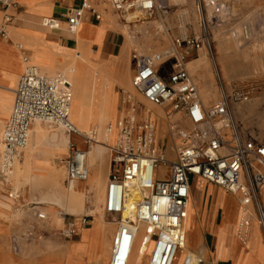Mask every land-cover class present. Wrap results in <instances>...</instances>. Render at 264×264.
Masks as SVG:
<instances>
[{
  "label": "built area",
  "instance_id": "1",
  "mask_svg": "<svg viewBox=\"0 0 264 264\" xmlns=\"http://www.w3.org/2000/svg\"><path fill=\"white\" fill-rule=\"evenodd\" d=\"M76 1L65 14L70 31L77 29L88 11H92L95 19L101 16L93 10L92 0ZM201 1L215 21L226 13L227 7L221 0ZM109 3L122 16L136 8L148 17L168 12L167 0H109ZM13 8H17L15 0H0L3 12L0 39L9 38L6 25L12 17L9 10ZM122 20L128 22L126 18ZM60 24L53 16L40 20V25L47 29H58ZM174 45L184 47L188 54L198 49L200 42L195 38H175ZM18 48L21 49V44ZM132 57L136 67L131 79L133 87L151 104L167 106L168 119L180 114L179 120L170 121L171 134L179 140V145L176 157L169 158L156 144L154 122L139 121L133 109L117 121L115 140L109 147L115 168L108 175L103 201L104 211L117 218L109 264H129L137 236L141 242L152 241L148 264L174 263L184 241L191 178L203 179L235 194L242 205L252 204L264 239V142L243 137L233 115L234 104L250 99L248 91L238 86L229 90L222 87L220 98L205 107L189 75L185 56L173 52H134ZM165 59H172L173 63L172 70L163 78L157 68ZM23 60L25 66L14 88L11 112L0 137V182L12 193L11 171L36 121L75 132L83 138L84 148L69 143L66 178L70 183L86 180L89 174L86 154L91 142H95V133H81L70 120V81L61 72L42 73L27 56ZM185 121L187 127L183 125ZM161 166L164 171L159 169ZM35 216L46 219L43 211H36ZM90 217L91 214H84L79 227L74 221L66 220L61 234L68 238L76 236L78 228L86 226ZM43 233L29 224L21 236L32 240ZM11 248L14 252L20 250L19 237H12ZM198 259L202 262L201 257Z\"/></svg>",
  "mask_w": 264,
  "mask_h": 264
},
{
  "label": "crops",
  "instance_id": "2",
  "mask_svg": "<svg viewBox=\"0 0 264 264\" xmlns=\"http://www.w3.org/2000/svg\"><path fill=\"white\" fill-rule=\"evenodd\" d=\"M15 1L17 8L9 10L12 17L6 25L9 38L0 39V122H3L2 128H4L11 112L10 109L8 115H5L4 107H7L11 102L12 108L14 88L25 66L23 56H27L30 62L31 55L41 58V50L45 46L57 50V47L54 45L65 48L57 51L66 53L71 59H73V54L70 50L76 52L79 47L81 52L77 59H80L81 53H87L85 59L88 65L97 67L103 73L108 72L112 84V105L116 110L114 125L132 109L139 121L149 119L154 122L157 120L158 116L154 115V109L157 107L154 106L144 116L140 112L141 102L137 100L129 89L121 84V80L124 79L126 81L129 75L131 82L132 76L136 71L132 54L137 52V49H141L142 51L148 49H167L164 47L170 43V39L167 38L168 36H158L157 32L154 31V24L144 31L142 27L134 28V24L130 25L129 23V26L126 27V32L132 36V41L129 45H126L125 34L122 31V25L125 22L121 18H116L112 13L113 10L111 12L107 8L106 3L109 4V0H92L93 10L101 16L99 19H95L92 11L86 12L78 32H75L76 30H68L65 21V14L77 3L76 0ZM2 16L3 12L0 9V26L2 24ZM44 16L58 18L61 23L60 27L58 29L42 27L40 20ZM151 28L153 29V33L150 32ZM18 44H21V49L18 48ZM103 63L113 64L114 69L107 70L103 68L100 66ZM172 63V59H165L157 68L158 74L166 78L172 70ZM118 66L120 67L119 71ZM39 70L44 74H48L40 68ZM134 90L140 94L135 88ZM166 109L167 106L160 108V119H164V123L170 129V121H177L181 117L178 113L168 120L165 117ZM70 120L80 131L71 117ZM46 125L51 130L41 125L38 128H41L49 135L56 132L54 143H42L35 150L33 160L38 167L44 169L43 173L46 177L58 179L64 185L69 184L70 182L66 178V160L69 155V143L73 142L79 148H84V140L75 132H68L56 126ZM32 126L33 128L31 129L33 130L35 123ZM171 135L168 130L165 145L160 144V139L155 140L158 148L164 151L169 158L174 159L177 154L178 144L172 139ZM22 153L23 151L19 157L20 161L24 160V153ZM114 168L115 165L111 162L110 154L109 158L98 160L96 171L100 172L102 178H104L105 185L108 175ZM159 169L161 171L165 170L162 166ZM62 170H64V177H60L59 175ZM88 173V176H94L95 166L89 167ZM201 180L204 182V186L208 185V189L205 191V187L201 188L200 184L194 190L193 186L191 187L187 220L191 213L193 225L187 230L186 221V245L198 257L202 258L201 264H264V239L261 228L255 219L253 205L242 206L236 197V204L229 203V215H227L225 209L220 204L214 202L216 193L220 188L203 179ZM20 185L24 187L21 200H27L28 202L18 205V200L21 197L19 190L12 186V193H9L0 182V264H105L107 261L109 264L110 246L105 257L99 256V253L102 241L111 244V233L112 231L114 233L116 229L114 222H105L103 217H92L86 226L78 228V234L75 236V239L62 241L57 231L61 230V224L64 226L65 221L69 220L67 216L74 214L63 211L65 215L61 216L60 213L62 211L59 206L41 199L45 193L51 191L50 184L32 185L23 182L18 184V186ZM209 186L217 190L210 194L209 190L211 188L209 189ZM84 188L89 190V184L85 183ZM207 194H209V197ZM226 194L230 197H235L230 192L226 191ZM227 195L222 193L221 198H225ZM17 210L20 215L17 217V220L12 223L5 219L7 216L10 217V215L16 214ZM36 211H43L45 214V211H48L46 219H37L35 216ZM58 211L61 212L58 213ZM55 213H58L61 219L60 223L54 219ZM74 216L77 215L75 214ZM75 219L73 218V220ZM74 223L77 227L80 226V221L78 223L74 221ZM29 224H33L43 231V235L34 240H26L21 235L11 233L12 230L18 232L25 226L27 228ZM13 236L19 237L20 240V250L18 252H14L11 249ZM133 255L134 250L132 257ZM101 257L102 259H100ZM135 261L137 264H148L147 261H142V259L140 262Z\"/></svg>",
  "mask_w": 264,
  "mask_h": 264
},
{
  "label": "bare ground",
  "instance_id": "3",
  "mask_svg": "<svg viewBox=\"0 0 264 264\" xmlns=\"http://www.w3.org/2000/svg\"><path fill=\"white\" fill-rule=\"evenodd\" d=\"M171 1L172 0H167L168 4ZM186 1H187V5H193L192 0H186ZM184 14L186 15L187 13ZM145 16L146 14L144 13V11L136 8L132 11L127 12L125 18L127 19L128 22L131 20L133 21L134 28L140 26L143 28L144 31H146V29L150 27L149 24H154L157 20L154 21V19H150V17H145ZM194 19L196 20V14L194 15ZM150 20H152L153 23H151ZM135 21L141 23L136 24L137 22ZM128 22L124 24H128ZM79 27L80 25L78 26V28ZM161 27L162 26L160 25L157 26L159 30L161 29ZM171 46L175 48L173 44ZM172 47L165 46L164 48L167 49H163V50L159 49L158 51L160 53H166L169 52L168 49H171ZM216 48L219 53L215 61L218 66V71L221 77L225 80L230 78H237V77L241 78L242 76L240 77L241 75L239 74L240 72L238 73L236 71L235 67L228 62L226 56L222 53L224 52L225 49V43L222 40V37L220 36L217 37ZM207 52L208 51L203 46L199 47L197 58L193 60H189L186 64L188 66L190 74L196 77L199 75V77L203 78V81L200 83L199 93H200V98L202 99V102L204 104H208L213 101L216 102V99H218L217 87L213 79L214 73ZM86 54L87 53L82 55V57L79 60H75L74 58L71 59L68 56L66 57L63 56L61 53H59V51H57L52 47L45 46L41 50V54H40L41 58H36V56L33 55V59L37 61L41 65L40 66L41 69H45L48 74H53L55 72H61L65 74V76L70 81L71 91H72V97L69 107V117H71L72 121L78 126L80 131L85 133L95 131L96 133L94 136L95 142L94 141L91 142L90 148L88 149L86 154V165L88 168L91 166H95V174L94 176L91 177L88 176L84 184L88 183L89 189L92 190L93 192L94 208H92L91 210H87V213L92 214L93 217L102 218V212L99 211L100 208L99 206L101 205L102 201H104L105 181L104 178H102L100 172L96 171V164L98 163V160H105V158H109V154H110L109 147L113 145L115 140L116 128L114 124L107 125L109 114L106 108V103L110 100V98H112L111 95L112 84L108 81L106 75L100 69L92 67L87 64V60L85 59ZM121 84L125 86L127 89H129L132 92V94H134V96L137 98V100L141 102L142 106H140V112L144 116H146L147 111L153 109V107L149 108L148 106L147 107L144 106L143 103L144 98L139 97L135 93V91L133 90L134 87L132 83H131L132 87L130 86L129 78H127L126 81L122 79ZM10 106H11V102L8 104L7 107H4L5 109L4 111L6 112L10 108ZM156 107H160V106H156ZM241 111H242L241 109L236 108L234 112L239 114L241 113ZM154 115L158 116L157 120L155 119L156 121H154V125H155L156 134L160 136L163 132L162 125L164 119L163 120L160 119V115H161L160 109L155 108ZM2 124L3 122H0V135H1ZM254 130H256V128ZM55 133H51L49 135L41 128L35 126V128L32 130L31 135H29L30 138L28 139V143L25 147L26 149L23 154L24 160L20 161L19 158L15 160L11 171V178L13 179L12 181H14V184L16 186H18V184L23 182L32 185H41L47 183L50 184L51 191L45 193L41 199L43 201H48L52 204H55V206L56 205L59 206L66 213L78 214L84 210V206H83L84 195L82 193L84 191V187H79L81 183L78 185V182H71L69 184L64 185L61 184L58 179H50L49 177H46L44 175L43 173L44 169L38 167L35 161L33 160L35 150L38 149L42 143L45 142L52 144L54 143L56 137ZM172 139L176 142V144L179 145L178 139L174 138L173 136ZM59 175L60 177H64V170H62V172ZM188 210H189V200L187 202V217H188ZM124 215L125 214H123V216ZM187 217L184 225L185 236L182 244V249L177 254L173 264H175L177 259H179L180 264H201V262H199L198 255H196L195 252L192 251L188 247V245H186V221H187V230L190 226L193 225V220L191 216L188 218V220ZM112 222H115V225L117 224L116 220ZM134 245L135 248L133 247V250L135 252L134 255L135 259L138 262H140V260L143 258V255L146 254L147 262H148V254L152 247V241L141 242V237L137 236L135 238ZM109 246L110 243H106V241H102L100 245L99 256L105 257V255L108 253ZM102 257L100 259H102Z\"/></svg>",
  "mask_w": 264,
  "mask_h": 264
},
{
  "label": "rangeland",
  "instance_id": "4",
  "mask_svg": "<svg viewBox=\"0 0 264 264\" xmlns=\"http://www.w3.org/2000/svg\"><path fill=\"white\" fill-rule=\"evenodd\" d=\"M192 1H193V5H187L186 0H172L168 4L167 14L165 15L153 14L150 17V19H154V21L157 20L154 23V27H153L154 31L157 32L158 36L160 35H163L165 37L168 36L167 38L170 39L169 44L174 45L175 38H185L186 37L189 39L191 38L197 39L200 42L199 47L203 46L204 48H206V50L208 51L207 52L208 58L210 60L212 70L214 73L213 79L217 87V92H218L217 98L218 99L220 98L222 87L225 90H229L230 88L234 86H238L248 91L250 99L247 102L236 103V105L234 104V108H233L234 114L233 115H234V118H236L235 119L236 123L243 137L264 142V0H221V2L226 5L225 7H227V10H226V13L222 14L221 19L217 21L211 19L210 9L207 8V6H205V4L202 1L201 3L199 2L200 0H192ZM106 6L111 12L113 10L112 13L116 18H125V15L127 12L122 16L121 13H117L114 9L111 8L110 3L109 4L106 3ZM184 13H187V14L185 15ZM195 14H196V20L194 19ZM145 17H148V16H145ZM161 19H164V20H161ZM131 21H130V25L133 24V22L131 23ZM162 21L164 22V24ZM135 22H137L136 24L141 23V22L138 23V21H135ZM150 22L153 23L152 20H150ZM151 25L152 24H149V26ZM158 25L162 26L160 30L157 28ZM122 26H123L122 31L125 34V40H126L125 44L129 45L132 41V36H130V34L126 32V26H128V24H123ZM202 26H205V27L203 28ZM78 29L75 32H78ZM152 31L153 29L151 28L150 32ZM219 36L222 37V40L225 43V49H224V52L222 53L226 56L228 62L235 67L236 71L238 73L240 72L239 74H241L240 75V77L242 76L241 78L237 77V78H230V79L225 80L221 77L218 71V66L215 61L219 53L216 48L217 37ZM169 44H167V47H172ZM50 45H54V44H50ZM54 46L57 47V50L65 49L57 45H54ZM174 46L175 48L172 47L171 49H168L169 52L172 51L173 53H176L177 55L185 56L184 60L186 62H188L189 60H193L197 58L198 56L199 48L192 49L188 51V54H186L184 47H177L176 45ZM158 50L148 49L146 51H142L141 49H137L136 51L139 53H143V54L144 53L149 54L152 52H159ZM70 51L73 54L72 57L76 60H79L77 59V57L81 52L80 48L78 47V51L76 52H73L72 50ZM59 53H61L65 57L69 56V55H66V53H62V52H59ZM82 55L84 54L81 53L80 58L82 57ZM30 62L34 63L41 69L40 67L41 65L33 59V55L30 56ZM100 66H102L103 68H106L107 70L114 69L113 68L114 65L111 63L110 64L103 63ZM187 69H188V66H187ZM41 70L46 72L45 69H41ZM119 70H120V67L118 68V71ZM188 72H189V69H188ZM104 74L106 75V78L108 79V81L111 83L110 78H109L110 75L108 74V72H105ZM189 75L191 79L196 83L197 87L199 86L198 90L200 92V83L203 81V78L199 77V75L196 77L190 74V72H189ZM129 83H130V86L132 87L131 82H130V75H129ZM135 93L139 97H142L136 91ZM120 96H122V94H120ZM218 99H216V101ZM145 100L146 99L144 98L143 100L144 106L146 107L148 106L149 108L154 107L151 103ZM214 103L215 101L205 104V106H211ZM106 108L109 114L107 125H112L114 124V119L116 117V110H115V107L112 105V98H110V100L106 103ZM157 108L160 109L159 107ZM236 108L241 109L242 110L241 113L238 114L234 112ZM10 109H11V106L6 111L5 115H8V113L10 112ZM39 125L51 130V128H48L45 123L36 121L35 126L38 127ZM183 125L187 127L188 123L185 121ZM162 126H163L162 134L159 136L156 134V131H155V139H158V140L160 139L159 141L160 144L165 145L167 141L166 135L168 133V130H169V133L171 134V129H168L164 122ZM255 128L258 131L254 130ZM2 129H1V132H2ZM25 149L23 150V153ZM12 180L13 179L11 178L12 186L15 189L19 190L20 196H21L20 199L18 200V205H21V203L23 202L24 203L28 202L27 200L25 201L21 200L24 187L22 185L16 186L14 184V181ZM85 181H79L78 185L81 183L79 187H84ZM191 184L193 186V190L194 188H198L199 184H200V187L202 188L205 187L204 188L205 191L208 189V185L204 186V182L200 178H191ZM210 186H209V189L211 188ZM89 190H86V188H84V191L82 192L84 195V203H83L84 210L76 214L77 216H74L75 214L68 215L67 217L69 218V220L76 221L78 223L81 220L82 216L84 214H87V210H91L92 208H94L93 207L94 206L93 192L92 190L90 191ZM216 190H217L216 188H211L209 190L210 194ZM222 193L227 195L226 191H224L223 189L218 190V192L216 193L214 202H216V204H220L225 209V213L229 215V203L236 204V200H235L236 196L234 195L235 197H230L229 195H227L225 196V198H221ZM207 196L209 197V194H207ZM208 197H207V200H208ZM102 203L99 206L100 207L99 211L102 212L103 220L105 222L115 221L117 218L115 216L108 215L104 211ZM20 211L22 212V210ZM61 211L63 212L62 209ZM61 211H58V213H60ZM45 212L48 215V211H45ZM58 213L57 214L55 213L54 219H56L60 223L61 219L59 218ZM18 216L20 215H19V211L17 210L16 214L14 213L13 215H10V217L5 216L6 217L5 219L13 223L15 220L18 219L17 218ZM190 216H191V213H190ZM92 217L93 215L91 214V217L88 218L87 220H90ZM73 218L74 219L76 218V219L73 220ZM60 226L62 228L63 225L61 224ZM116 226L117 225H115V228ZM25 232H26V226L20 229L18 232L14 230L11 231L12 234L19 235V236ZM112 233H111V236H112ZM57 234L58 236L61 237L62 241H70V240L75 239V236L70 237V238L64 237L61 234V231H57ZM134 255H135V252H134ZM134 255L131 261L129 262V264H137V262L135 261L136 259ZM142 261H147L145 254L143 255ZM105 264H108V261ZM175 264H180L179 259L176 261Z\"/></svg>",
  "mask_w": 264,
  "mask_h": 264
}]
</instances>
